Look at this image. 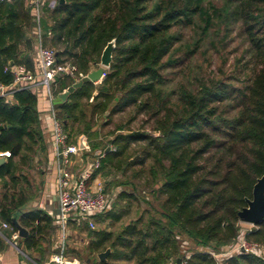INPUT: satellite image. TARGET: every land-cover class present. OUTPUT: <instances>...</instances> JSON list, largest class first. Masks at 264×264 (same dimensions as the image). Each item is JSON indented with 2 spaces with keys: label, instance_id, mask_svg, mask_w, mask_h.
<instances>
[{
  "label": "trees",
  "instance_id": "1",
  "mask_svg": "<svg viewBox=\"0 0 264 264\" xmlns=\"http://www.w3.org/2000/svg\"><path fill=\"white\" fill-rule=\"evenodd\" d=\"M222 25L224 37L239 28L249 42L248 54L256 62L249 82L236 85L203 76L194 85L181 81L168 87L174 76H168L167 69L191 58L212 29ZM38 27L43 44L56 49L57 62L72 67V73L57 75L56 97L99 68L105 47L115 40L113 61L101 81L84 82L71 92L57 108L58 116L71 138L90 145L93 152L105 153L93 174L107 167L125 171L127 164L150 163L151 193L159 201V207H152L154 213H141L117 234L84 223L90 255L81 264L120 260L178 264L179 258L185 259L181 254L187 241L203 248L192 251L190 264H218L214 253L223 254L234 246L242 230L239 212L264 174V0H57L53 6L46 0L40 18L31 0H3V84L13 83V66L35 70ZM189 27H199L200 37L193 47L180 52L183 29ZM40 96L29 87L15 89L14 101L0 96V124L6 125L0 130V151L11 152L0 163L4 185L17 184V165L29 164L38 150L47 149ZM130 109L135 112L129 121L147 115L152 128L119 124L107 133L113 136L109 143L103 144L95 129L99 116L111 120ZM133 144H139L141 151L128 161ZM16 196L12 193L10 203L0 200V217L17 231L13 219L18 216L30 229L26 248L44 252L54 219L41 208L20 211L19 216L23 203ZM133 196L126 190L118 194L120 199ZM118 205L95 219L122 220L126 214L117 211ZM245 236L264 245V221ZM107 247L112 249V261L101 262L97 253ZM74 251L75 247L68 246L67 256ZM222 264H264V258L241 251L227 256Z\"/></svg>",
  "mask_w": 264,
  "mask_h": 264
},
{
  "label": "rangeland",
  "instance_id": "2",
  "mask_svg": "<svg viewBox=\"0 0 264 264\" xmlns=\"http://www.w3.org/2000/svg\"><path fill=\"white\" fill-rule=\"evenodd\" d=\"M46 1V0H45ZM50 5H54L55 0H48ZM56 3V2H55ZM224 26H216L212 29L210 36L202 41L200 48L196 51L191 58L186 59L185 62H178L176 65L167 69L168 76H174V81L170 82L168 87H176L177 84L183 81L186 84L194 85L197 82L198 77L205 76L206 78H220L225 81L236 83V85H242L249 82L253 68H256L254 58L248 54L249 42L245 35L238 29H232L229 35L224 37ZM201 29L199 27H189L183 29V47L180 52H185L187 46L194 44L196 39L200 37ZM193 47V46H192ZM177 56V55H176ZM170 71L172 73L170 74ZM174 71V73H173ZM81 79H78V81ZM99 80L98 82H100ZM135 110L130 109L125 113L119 114L109 120L105 115L99 116L96 130L100 133V141L103 144L109 143V139L113 136H108L107 133L116 129L119 124L126 125L133 129H151L152 121L148 120L147 115H139L136 120H130L134 115ZM72 142H77L72 138ZM141 147L139 144H133L130 148L126 159L133 161L140 153ZM93 158L90 160L92 161ZM89 161V162H90ZM150 163L144 166L140 165H125V171L112 167H107L100 170V173L104 175V178L108 180L107 184H104L105 191L112 207L118 202L117 211L126 214L122 220L114 221L99 218L95 220L94 229H108L117 234L127 223L138 218L141 213L150 211L154 213L152 207L158 206L159 201L155 200L152 196V186L150 184L148 166ZM126 190L132 193L133 198H119V191ZM159 207V206H158ZM110 208L109 210H111ZM107 212V211H106ZM108 221V222H107ZM242 230L248 231L255 227L254 224L241 222ZM69 243L70 248L75 247L77 252H71L80 261L85 262L90 255L87 245L90 241V236L85 225H71L70 228ZM185 242V241H184ZM238 242L234 243L236 246ZM261 244V243H260ZM263 245V244H262ZM189 248H188V247ZM264 246V245H263ZM203 250V248H197L194 243L186 242L184 248H182L183 257H189L194 250ZM209 249V248H206ZM212 251V250H211ZM239 251V250H238ZM237 250L233 248L225 249L224 253H214L218 258L219 263L222 264L223 259L230 256ZM97 256V255H96ZM99 258V257H98ZM112 261L109 256L106 261ZM114 264H136L135 261H112ZM101 264V263H99ZM169 264H176L173 260Z\"/></svg>",
  "mask_w": 264,
  "mask_h": 264
},
{
  "label": "built area",
  "instance_id": "3",
  "mask_svg": "<svg viewBox=\"0 0 264 264\" xmlns=\"http://www.w3.org/2000/svg\"><path fill=\"white\" fill-rule=\"evenodd\" d=\"M44 2L45 0H31L38 18L41 16ZM36 33L39 43L35 58V70L28 69L25 65L13 66L14 81L10 85L0 82V96L8 97L13 94L15 89L29 87L49 99L53 104L56 98L53 84L57 75L62 72L72 73V67L68 64H59L56 49L43 44L41 27L37 28ZM49 118L53 142L59 156L56 191L59 211L56 220L59 226L60 242L57 246L58 251L52 256L51 261L54 264H81L77 258L70 259L66 254L69 220H86L90 227L94 228L95 217L112 208V202L106 194L104 184L99 183L94 186L90 183L94 171L101 166V159L105 153L94 151L93 155L95 153V156L92 161L83 167L74 168L73 158L83 154L84 150L91 152L92 148L90 145H85L82 148V141L72 142V138L58 116L57 108H51ZM9 156H11L10 151H0V158ZM4 226H9V223H4ZM246 232L241 230L237 245L233 246L234 249L239 250L238 252H252L264 258V246L258 242H250L245 236ZM18 236L19 234L15 233V237ZM188 258L182 259L181 264H190Z\"/></svg>",
  "mask_w": 264,
  "mask_h": 264
},
{
  "label": "crops",
  "instance_id": "4",
  "mask_svg": "<svg viewBox=\"0 0 264 264\" xmlns=\"http://www.w3.org/2000/svg\"><path fill=\"white\" fill-rule=\"evenodd\" d=\"M7 98L11 101H14L13 94L8 95ZM38 107L47 149L45 152L38 150V152L34 156V159L29 164L17 165V168L15 169V173L18 177L17 184H14L12 181H10L9 184L4 185V180L0 177V200L5 203H10V201L12 200V193L16 194L17 196L15 197V199L19 198L23 203L21 208L18 209L19 216L21 214L20 211L24 212L32 208H41L45 210L54 219V231L50 230L49 232H51V234H48L46 236V240L44 242V245L42 246L44 252H41V250H37L34 248L28 249L25 245V237L20 235L19 229L15 231L11 223H9V226H4V223L8 222L0 217V264H54L51 261V258L55 253H57V246L60 242L59 226L56 220V215L59 211L56 192L59 156L53 142L51 123L49 118L51 108L55 107V102H53L52 104L49 99L40 96L38 99ZM92 158H94L93 149L91 150V152L84 150L83 154H81L80 156L76 155L73 158V167L76 169L79 167H83ZM107 182L108 180L104 178V175L100 172H98L97 174H93L90 180V183L94 186L99 183L107 184ZM17 217L18 216H16L15 219H17L21 224L19 217ZM71 221L73 222L69 221L68 225V237H70V228L72 224L76 226L88 223L86 220ZM27 229L30 233V229ZM15 233H18L19 236L15 237ZM69 245L70 243L68 239L67 247ZM69 258L74 259L76 257H74L73 255H69ZM38 260H42V262H38ZM99 261L101 260L99 259Z\"/></svg>",
  "mask_w": 264,
  "mask_h": 264
},
{
  "label": "water",
  "instance_id": "5",
  "mask_svg": "<svg viewBox=\"0 0 264 264\" xmlns=\"http://www.w3.org/2000/svg\"><path fill=\"white\" fill-rule=\"evenodd\" d=\"M59 1L63 2L64 0ZM115 46V40H112L108 43L103 51L100 67L93 69L87 75L83 76L81 80L75 82L64 92L59 94L54 100L55 108H58L60 104L66 101L70 93L73 92L76 88L81 87L84 82L93 81L97 83L99 80H101V78L105 74L106 68L110 67L113 61V52ZM11 64L13 65V62ZM5 127L6 125L0 124V130L4 129ZM81 147H85V144L83 142H81ZM106 150H109V147H107ZM6 160V157H1L0 163H4L6 162ZM239 217L241 222L251 223L254 225H258L264 221V174L255 183L253 188V196L252 198L247 199V205L240 210ZM13 222L18 227L21 236L26 237L29 234V230L26 227L22 226L17 219L14 218ZM111 251V247H108L106 250L99 252V259L101 261H106ZM181 261L182 258H179L178 264H181Z\"/></svg>",
  "mask_w": 264,
  "mask_h": 264
}]
</instances>
